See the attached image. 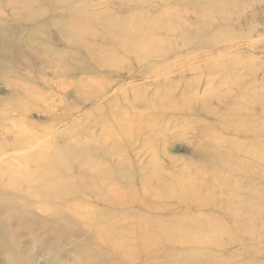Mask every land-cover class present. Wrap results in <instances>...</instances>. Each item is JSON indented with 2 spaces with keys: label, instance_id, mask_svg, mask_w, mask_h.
Segmentation results:
<instances>
[{
  "label": "rangeland",
  "instance_id": "obj_1",
  "mask_svg": "<svg viewBox=\"0 0 264 264\" xmlns=\"http://www.w3.org/2000/svg\"><path fill=\"white\" fill-rule=\"evenodd\" d=\"M57 1L0 0V13L2 12L0 14V102L20 108L12 112L10 107H8L9 111L0 110L2 118L0 139L2 137L4 142L10 143L15 138L14 133L10 134V130L14 128L12 121L17 119L22 120L20 125L24 129H29L26 137L39 139L38 146L36 145L35 148L33 146L30 151L27 149L23 153V150L16 149L4 152L7 158L0 159V165L18 169L26 166L23 159L29 154L32 156L42 154L48 159L52 157V164L61 171L64 173L71 171L67 176L52 177L55 180L52 185L58 187L65 183L72 188L80 187L83 182L91 183L96 171L102 169L101 166H104L103 169L115 168L118 164L137 167L133 183L128 184L121 180V187L119 184H111L110 188L116 189L115 197L120 199L116 204H98L102 198L109 196V194L103 195L110 190L109 186H105L100 194L88 193L87 201L79 204L78 210L82 212L78 215L79 220L84 226L88 225L90 230L86 234L87 237H84L88 245V242H92L90 240L98 237L102 232L112 236L117 222L121 228H132L140 220L138 214L147 215L143 213L149 202L147 199L149 195L146 192L154 183L149 179L145 180V176L140 174L150 172L149 168L152 166L148 167L150 163L147 162L151 155L147 156V150H143L138 155V149L146 144L147 149L148 142L154 138V134L169 139L166 149L156 147V156L160 157L161 163L169 170H172L169 166L172 164L171 161H174L179 168L196 166L193 162H198L199 159L201 161L203 158L199 156L197 159L198 154L201 155L202 152L199 146H207V144L203 139L190 143L189 136L185 134H188V129L194 120L205 118L201 106L214 107L217 111L223 112L220 107L221 102H225L227 98L234 99V95L239 92L263 95L264 0H261L262 2L243 0L244 3L242 0H204V3L203 0L197 2L196 0L195 2L194 0ZM207 2L209 8L205 7ZM202 4L204 6H201ZM219 8H221L220 14L219 11L217 12ZM236 11L241 15L238 13L236 15ZM105 12L109 13L103 14ZM149 25L157 28L163 25L177 26L178 29L175 34L169 33L167 37L163 35L156 49L152 51L148 50L154 41L152 37L141 38L147 39V42L142 40L145 43L139 50H137L138 43L134 46L131 44V40H134L132 38H128L129 42L126 43L130 44L124 48L114 44L116 39L112 37L122 34L123 30L134 32L148 29ZM189 27L193 28L192 35H189ZM194 29L200 35L196 36L197 33H193L196 31ZM220 30L221 33L224 32L221 34ZM77 32L90 35L86 42L92 44V50L82 47L81 43L75 41L73 34ZM202 32L204 34H201ZM39 33L43 36L40 37ZM216 35L219 36L217 39ZM6 47L8 50L5 49ZM104 50L117 51L119 55L117 59L107 60ZM36 52L38 53L35 54ZM127 61L131 63L127 64ZM166 63L169 65L167 66ZM164 68L165 70H161ZM104 85L107 87V92L102 93L99 88ZM185 96L186 100H181L185 102H175V99L179 101ZM191 100L199 102L191 106L193 103ZM38 108H42L43 111L40 112ZM189 108L196 109L190 111ZM135 116L145 119L153 116L156 120L149 122L153 126L151 131L147 133L144 131L141 139L135 141V146L132 145L136 147L134 150H124L114 154V149L120 147L118 141L121 138L124 141L128 140L123 136L122 130L127 132L134 126L131 129V132H134ZM122 119L126 120L121 122ZM174 128L179 129L175 134L172 133ZM112 129H116L119 135L117 132L114 135ZM158 131H161L162 135H159ZM84 146H91L95 150L93 159L89 162L80 152ZM216 148L213 145L207 147L209 151L214 149L213 152ZM97 158H102L101 163H98ZM125 158L127 160H123ZM34 165L32 163V166ZM106 172L108 175H115L114 171ZM108 180L110 181L106 176L92 182L109 183ZM124 183L126 184L123 185ZM261 188L264 190V180L261 182ZM21 189L22 186L7 189L9 192L7 195H11L17 204L24 201ZM53 197H59V194L54 193ZM128 206L129 209H126ZM110 207L114 209L115 217L110 222L97 223L98 225L94 227L92 221H97L99 215H102L99 211L103 208L108 211ZM211 211L212 215L219 211L215 216L223 214L219 208ZM190 212L193 216L199 214L214 217L201 209L193 208ZM253 212L261 219L252 221L254 217L249 216L236 226L227 217L222 220L241 244H232L223 251L219 246L217 251L235 259L239 258L237 264H264V202L261 206L254 207ZM34 213L38 217L42 215L41 219L49 217L42 203H35ZM4 226L10 228V233L3 232ZM76 233L75 230L67 235L54 228L53 217L52 230L45 222L22 223L12 219L8 209L1 207L0 264H72L74 258L85 257L84 253L88 251L87 245L81 246L83 242L79 243V240L82 239L76 236ZM218 234H222V229ZM248 236L252 239L250 240ZM227 240L228 237L222 234V241ZM243 244L248 245L249 248L247 246L248 249H243ZM89 264L97 263L92 260Z\"/></svg>",
  "mask_w": 264,
  "mask_h": 264
},
{
  "label": "bare ground",
  "instance_id": "obj_2",
  "mask_svg": "<svg viewBox=\"0 0 264 264\" xmlns=\"http://www.w3.org/2000/svg\"><path fill=\"white\" fill-rule=\"evenodd\" d=\"M262 1L260 0L259 2ZM204 2L205 1L203 0V3ZM208 2L205 5V7H207ZM247 5L249 6V3ZM201 6L204 5L202 4ZM72 7L70 6V8ZM213 8L211 9L213 10ZM216 8H218V6ZM240 8L242 10V7ZM218 11L220 14L221 8H219L217 12ZM223 11L225 12V10ZM108 13L109 12H105L103 14H108ZM228 13H229V9H228ZM228 13H226L227 16L231 17V15ZM235 13L236 15L237 13L238 15L240 14L237 11ZM226 14H221V15H226ZM238 21L240 22L241 19ZM133 22L134 21L132 20L131 23ZM141 22H143V20H141ZM148 27H149L148 29L135 30L134 32L123 30L122 34H118L112 37V39H116L114 44L116 46L124 48L126 45L130 44V43H126L129 42L128 38L129 39L132 38L134 40H131L132 41L131 44H133L134 46L135 43H138L139 48H137V50H139L141 48V45H144V43L147 42L146 41L147 39L144 40L141 38L152 37L154 41L151 40L152 41L150 45L151 47L150 49H148L149 51H152L156 49V46L159 43V41L162 40L163 35L167 37L169 33L175 34L178 29L177 26L167 27V25L160 26L159 28L152 27L151 25H149ZM127 28H129V26ZM189 29H190L189 35H192L191 29L193 30V28L189 27ZM193 33L195 34L197 33L196 36L200 35V33L197 32V30L194 31ZM201 34L204 33L202 32ZM39 35L40 37L43 36L41 33H39ZM73 36L76 42L81 43L80 45H82V47L87 48L88 50H92V44H88L86 42L88 41L86 39L90 36L89 34L87 33L82 34L77 32L74 33ZM217 37L219 36L216 35V39ZM142 40L145 42H142ZM103 41H105L104 38ZM250 42H252V40ZM5 49H7V47ZM35 50L37 51V49ZM103 52L107 60L117 59V55H119V52L117 53V51H112V50H108V51L104 50ZM125 52L130 53L133 51H125ZM202 52H204V50H202ZM37 53L38 52H36L35 54ZM49 63L47 64L48 65L52 64V62L50 64ZM124 63H126V61H124ZM128 63L130 64L131 62L127 61V64ZM115 65H117V63H115ZM161 70H165V68ZM90 82L91 81H89V83ZM132 82L133 81L131 80V83ZM99 89H101L102 93L107 92V87L105 85ZM198 93L199 91H197V94ZM168 96L170 97L169 94ZM234 97H235L234 99L227 98L225 102L217 101L219 103L221 102L220 107L223 112L217 111L216 109H214V107H206L205 105L201 106L202 107L201 112L205 114V118H199V120H194V122L190 125L188 129V134H185L189 136L188 138L190 139V143H194L196 142V140L203 139L207 144V146L206 145L199 146V150H201L202 152L201 155L198 154L197 159H199V156L203 158H201L202 159L201 161L199 159L198 162H193L196 163V166L189 167L187 169L185 167L179 168L174 161H171L172 164L169 166H171L170 168L172 170H169L165 164L161 163L160 157L156 156V150H157L156 147H162L164 149L169 143L168 137H161V136L158 137L155 136L154 134V138L148 142L147 149H146L147 144L146 145L143 144L144 146L142 145L143 147H141V149H138L139 152L138 155H140L143 150H147L148 157L149 155H151L150 159H148L147 162L150 163L148 167L152 166L151 168H149L150 172L149 173L146 172L145 174H140V175L145 176V180L149 179L154 184H152L151 187L149 188L150 190L146 192L147 195H149L147 198L149 202L146 204V208L143 209V213L147 215L138 214L137 217L140 220L135 225H133L132 228L131 227L121 228L118 225V222L116 221L117 223L115 224V230L112 236H108L106 233L102 232L98 237L90 240L92 242H88L87 245V240H85L84 237H87L86 234H88V231H90L89 226L88 225L84 226V223L80 221L78 217V215L82 213L81 211L78 210L79 204L87 201L88 193L100 194L99 192H102L105 186L106 187L109 186L110 188L111 184L113 183L120 185L121 180H124L126 183L130 184L134 180L136 176L137 167H130L131 165L129 164L128 165L118 164L115 168H106V169H103L104 166H101L103 170L98 169L94 174V179H92V181L95 179H100L108 176V179H110V181L108 180L109 183H103V182L93 183L92 181L91 183L83 182L80 187L76 186V188L74 187L72 188L71 186L62 183L60 186L56 187L57 185H52V182H55V180H53L52 177L54 176L62 177L64 175L67 176L71 173V171H65V173L64 171H61L56 165L52 164V157L48 159L42 154H37L34 156H32V154H29L23 159V161L26 162L25 167L22 166L21 168L18 167V169H13L6 165H0V208L1 207L7 208L12 219H17L25 224L26 223L32 224L34 222L36 223L45 222L47 226L50 227V229L52 230V217H53L54 228L65 232L67 235H70L72 232L76 230L77 233L75 235L81 237L82 239V241L79 240V243L83 242L81 246L87 245L88 251L84 253L85 257L77 256V259L74 258L73 259L74 261L72 260V264H89V262L92 260L96 261L97 264H139V263L140 264H237L236 262L239 260V258L235 259L234 257L225 255L224 253L217 251V248L221 246L223 251L232 244H236V243L241 244L238 242L240 240H236L235 235L230 230L229 226L223 224L222 220L224 219V217L229 218L235 226L237 224H240V222H244V220L249 216L254 217L252 221H254V219L256 220L261 219V217L254 215L255 212L252 213V211L254 207L261 206L262 203L264 202V190H262L261 188V182L264 180V91L262 96L249 95L247 93L239 92L235 94ZM181 100H186V96L184 99H179V101L175 99V102H185ZM191 102H193L191 103V106H193L194 103H198L199 101L191 100ZM140 104L142 105V103ZM8 107L10 106L5 105L3 101L2 103L0 102V110L9 111ZM10 109L12 112L19 110L20 108L19 106L14 105L11 106ZM38 109L40 112L43 111L42 108H38ZM194 109L196 108H189L188 110L192 111ZM50 117L52 120L51 115ZM134 118H136L133 123L136 125L134 132H131V129L134 126L128 129L127 132L122 130L123 136L127 137L128 140L124 141L121 138L122 140L120 139V141H118L120 147L116 150L114 149L113 151L114 154H117V152L119 151L134 150L136 148L133 147L135 146L134 145L135 141L141 139V137L144 134V131L145 133L150 132L153 126L149 122L152 120L154 121L156 120V117L154 118L153 116H149L146 119L143 117L137 118L136 116ZM0 119H2L1 115H0ZM113 120L114 121L116 120L115 116L113 117ZM124 120L122 119L121 122H123ZM131 120L133 121V118ZM20 123H22L21 119L12 121L11 124L14 125V128L10 130V134L12 135L14 133L15 138L12 139L10 143L4 142V140L1 137L0 139L1 160L7 158L6 154L4 153L6 151L18 149V150H23L24 153L27 151V149H29L28 151H30V149L33 146L35 148L36 145L38 144L39 142L38 137L33 139H29V137H26L29 129H24V127L21 126ZM112 130H114L113 133L114 135H116L117 132L116 129H112ZM178 130H179L178 128H174L173 129L174 132L172 133L175 134L176 132H178ZM158 132L159 135H162L161 131ZM113 133H109V135H113ZM117 134L119 135L118 132ZM211 145H213L214 148L217 147L215 149V152H213L214 149L212 151H209L210 149H207V147H211ZM73 148L75 147L73 146ZM81 150L82 151L80 152H82V155L85 156L88 162L89 160L93 159V154L95 150H93L91 146L90 147L84 146L83 148H81ZM41 152L44 153L46 151H41ZM16 157L18 158V156ZM123 160H127V159L125 158ZM97 161L98 163H101L102 158H97ZM32 163L33 165L36 163V165L32 166ZM82 171H84V169ZM106 171H114L115 175H108ZM9 179H11L12 182L9 181ZM126 183H124L123 185H125ZM16 186L23 187V189L21 190L23 192L24 201L18 204L15 203L11 195H7V193H9L7 189L14 188ZM52 189H54V191H52ZM54 193L59 194V197H53ZM107 194H109V196L105 198H102V196H100L102 200H100L98 204L113 205L114 203L116 204L117 201H120V199L115 197L117 195L116 189L110 188V190L103 193V195H107ZM35 203H42L44 210L49 213V217H45L41 219L40 217L42 215H39V217L36 216L34 213ZM129 207L130 206H128V208L123 207V209L124 208L129 209ZM193 208L197 210L201 209L209 215H212L211 210L215 208H219L221 212H223V214H221L222 216H215L219 214L218 211V213L212 215L214 217L208 215L200 216L199 214L193 216L192 213L190 212L192 211ZM105 210L106 208L100 210L99 213L102 215H99V219L97 221L96 220L92 221L94 227L102 222H110L111 219L115 217L113 213L114 210L113 208L110 207L108 211ZM36 218L37 220L35 221ZM220 229H222L223 236L228 237L227 241H222V234H218ZM3 232L10 233V228L4 226ZM117 233H119L118 236ZM248 238L250 240L252 239L251 236H248ZM11 243H12V239H11ZM91 246H94V248ZM247 246L248 245L243 244L242 248L248 249L249 246L248 248Z\"/></svg>",
  "mask_w": 264,
  "mask_h": 264
}]
</instances>
